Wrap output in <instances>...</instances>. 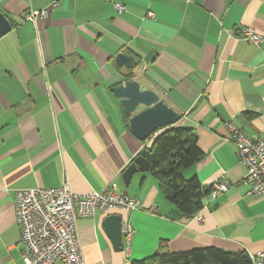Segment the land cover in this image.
Masks as SVG:
<instances>
[{"label":"crops","instance_id":"crops-1","mask_svg":"<svg viewBox=\"0 0 264 264\" xmlns=\"http://www.w3.org/2000/svg\"><path fill=\"white\" fill-rule=\"evenodd\" d=\"M44 9L47 17L26 19ZM0 12L13 26L0 39V264H26L17 191L65 182L82 195L116 183L140 202L130 213L79 219L86 264L206 248L264 252V194H250L226 127L233 121L264 139V44L241 39L245 27L264 35V0H0ZM120 53L182 115L176 125L196 135L203 158L185 178L209 189L227 177L229 190L210 193L192 218L166 200L150 170L129 186L123 180L157 135L141 141L130 132L112 91L134 76L117 67ZM110 215L133 225L129 252L109 238Z\"/></svg>","mask_w":264,"mask_h":264},{"label":"built area","instance_id":"built-area-1","mask_svg":"<svg viewBox=\"0 0 264 264\" xmlns=\"http://www.w3.org/2000/svg\"><path fill=\"white\" fill-rule=\"evenodd\" d=\"M57 4H53V8ZM124 12L125 6L115 4ZM51 7V8H52ZM49 10L31 13L26 19L45 18ZM245 42L261 46L264 35L251 27L241 33ZM229 140L237 145L239 163L245 169L244 182L252 195L264 194V139L247 135L235 122H226ZM229 190L227 177L222 174L213 184L211 197ZM140 202L118 191L116 183H110L100 192L82 195L72 190L69 182L58 188H34L19 190L16 194V222L20 231V243L26 264H86L79 235L80 218H92L97 214L115 211L130 213L138 210ZM124 250L130 251L135 229L129 220L122 225ZM252 264H264V252L249 255Z\"/></svg>","mask_w":264,"mask_h":264},{"label":"trees","instance_id":"trees-1","mask_svg":"<svg viewBox=\"0 0 264 264\" xmlns=\"http://www.w3.org/2000/svg\"><path fill=\"white\" fill-rule=\"evenodd\" d=\"M149 150L150 172L159 182L166 200L185 216H196L212 190L205 188L197 177L186 179L184 176L186 169L203 158L196 135L177 125L168 126L157 134ZM133 264H252V261L244 251L232 253L206 248L175 254L157 253Z\"/></svg>","mask_w":264,"mask_h":264},{"label":"water","instance_id":"water-1","mask_svg":"<svg viewBox=\"0 0 264 264\" xmlns=\"http://www.w3.org/2000/svg\"><path fill=\"white\" fill-rule=\"evenodd\" d=\"M12 29L10 20L0 12V39ZM137 64L132 56L123 53L117 55V67L132 70L131 74L134 76H129L123 85L113 88L112 91L124 107V113L130 117V132L139 140L146 141L165 127L176 125L182 115L175 108L170 107L153 89L145 88L142 84L143 78L135 76L138 75ZM141 107L144 109L138 112ZM150 157V150H144L124 171L123 180L127 186L136 174L149 172ZM122 225L121 215H110L104 222L106 232L117 250H124Z\"/></svg>","mask_w":264,"mask_h":264}]
</instances>
